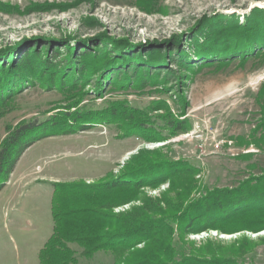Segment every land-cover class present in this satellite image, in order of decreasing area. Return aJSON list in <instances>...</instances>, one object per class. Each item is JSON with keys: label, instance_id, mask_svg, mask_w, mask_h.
<instances>
[{"label": "rangeland", "instance_id": "1", "mask_svg": "<svg viewBox=\"0 0 264 264\" xmlns=\"http://www.w3.org/2000/svg\"><path fill=\"white\" fill-rule=\"evenodd\" d=\"M256 2L264 0H0V143L22 121L44 122L68 109L88 119L66 132L46 124L55 134L19 158L13 181L0 191V264H40L54 226L53 181L110 180L136 155L160 153L195 166L191 201L264 183V8H252ZM67 54L76 68L79 59L88 62L82 66L89 78L71 92L49 83L48 73L41 79L32 66L40 57ZM182 120L185 129H174L172 122ZM178 186L170 176L157 185L144 182L113 212L146 197H175ZM253 205L264 209L263 198ZM252 224L264 225V210ZM174 225L177 257L221 253L264 264V226L182 234ZM241 245L243 253L235 252ZM71 246L79 264H115L112 250L85 256L77 243Z\"/></svg>", "mask_w": 264, "mask_h": 264}, {"label": "trees", "instance_id": "2", "mask_svg": "<svg viewBox=\"0 0 264 264\" xmlns=\"http://www.w3.org/2000/svg\"><path fill=\"white\" fill-rule=\"evenodd\" d=\"M119 41L122 44L128 43L127 39ZM104 55L109 57L107 53ZM69 56L67 54L63 60L55 61L40 57L32 65L33 71L41 74V79H45V74L48 73L49 83L71 92L79 86L78 82H85L89 75L85 74L86 69L83 68L88 62L79 59L80 65L76 68L77 59L70 60ZM106 61L115 63V58H106ZM99 68L97 66L96 70ZM75 99L69 103L68 108L75 106L80 98ZM77 112L79 113L68 109L60 116H52L44 122L22 121L8 129L0 143V190L9 180L24 151L36 140L55 134L45 125L58 124L61 132H66L68 128L73 129L81 119ZM134 112H130L131 116L138 117ZM109 114L116 115L117 110L110 111ZM143 119L146 120L142 117L137 124L141 129ZM182 122L183 120L172 122L173 128L185 129ZM39 126L43 129L37 133L35 130ZM133 160L129 168L110 180L92 183L84 180L53 181L54 226L52 234L40 249V264H79L71 243L82 247V254L85 256H92L99 250H112L116 253L115 264H245L221 253H214L209 258L192 253L177 257L172 244L174 224L180 226L182 234L202 228L227 232L247 228L258 231L264 225L255 226L252 221L264 209L253 204L259 198L264 200V183L259 182L258 187L253 189L251 185L243 184L234 189L211 191L191 201L190 192L196 187L193 177L197 170L195 166L185 161H172L160 153L154 156L136 155ZM168 176L173 181V188L176 187V182L179 184L175 197L168 193L156 199L146 197L143 204L129 211L113 212L115 205L135 198L144 182L157 185ZM232 218L238 221L236 227L231 225ZM138 242H144V246L130 251ZM241 247L242 245L235 248V252L243 253Z\"/></svg>", "mask_w": 264, "mask_h": 264}, {"label": "water", "instance_id": "3", "mask_svg": "<svg viewBox=\"0 0 264 264\" xmlns=\"http://www.w3.org/2000/svg\"><path fill=\"white\" fill-rule=\"evenodd\" d=\"M253 7H261V8H264V3L256 2L255 4H253L252 8Z\"/></svg>", "mask_w": 264, "mask_h": 264}, {"label": "crops", "instance_id": "4", "mask_svg": "<svg viewBox=\"0 0 264 264\" xmlns=\"http://www.w3.org/2000/svg\"><path fill=\"white\" fill-rule=\"evenodd\" d=\"M13 172H15V170H14ZM12 178H13V174H11L9 180H8L5 184L7 185V184L12 180ZM12 181H13V180H12ZM3 187H4V186H3ZM2 189H3V188H2ZM2 189H1V190H2ZM1 190H0V191H1Z\"/></svg>", "mask_w": 264, "mask_h": 264}, {"label": "bare ground", "instance_id": "5", "mask_svg": "<svg viewBox=\"0 0 264 264\" xmlns=\"http://www.w3.org/2000/svg\"><path fill=\"white\" fill-rule=\"evenodd\" d=\"M157 144H158V143H157ZM261 233H264V230H263V231H261V232H260V234H261ZM224 236H225V237H227V236H231V234H227V235H226V234H224Z\"/></svg>", "mask_w": 264, "mask_h": 264}, {"label": "built area", "instance_id": "6", "mask_svg": "<svg viewBox=\"0 0 264 264\" xmlns=\"http://www.w3.org/2000/svg\"><path fill=\"white\" fill-rule=\"evenodd\" d=\"M204 234H206V235H207L208 233L204 232Z\"/></svg>", "mask_w": 264, "mask_h": 264}]
</instances>
